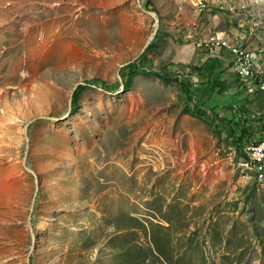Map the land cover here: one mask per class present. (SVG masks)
Segmentation results:
<instances>
[{"label":"rangeland","instance_id":"obj_1","mask_svg":"<svg viewBox=\"0 0 264 264\" xmlns=\"http://www.w3.org/2000/svg\"><path fill=\"white\" fill-rule=\"evenodd\" d=\"M197 2L0 0V264H264V180L233 173L216 105L237 93L257 111L259 98L234 78L209 101L186 68L201 52L171 21ZM145 9L160 25L144 49L157 26ZM179 72L200 115L183 111L195 101Z\"/></svg>","mask_w":264,"mask_h":264},{"label":"crops","instance_id":"obj_2","mask_svg":"<svg viewBox=\"0 0 264 264\" xmlns=\"http://www.w3.org/2000/svg\"><path fill=\"white\" fill-rule=\"evenodd\" d=\"M203 1L207 2V9L201 11L198 14L194 10L195 14L187 13L171 21V24L174 28L173 32H175L174 34L182 33L184 35V38H187L194 45L196 41L200 39H205L212 34H216L218 37L227 39L232 43H242L247 48L255 51V53L259 49L264 50L263 49L264 46L261 47V42L259 41L257 34V29L262 27V25L258 24V26L256 25L257 27H254L256 21L261 23L260 16H262L263 14L259 12L264 8V0H251V1L250 0H229V1L203 0ZM225 2L227 3L226 5L223 6L222 4ZM247 6L249 9L245 10ZM220 8L226 11L227 19L225 16L222 15ZM240 8H242V10ZM236 10L238 11L237 13H241V15H243V13L245 14L249 13L251 20L249 19V22L245 23L242 20L237 22L228 19L229 13L231 14V16L232 14L234 15L237 14L235 12ZM195 21L198 22V31L194 32L192 30V24ZM179 22L181 23V25H179ZM178 29H180L181 31H179ZM186 45L188 46V44ZM198 50L201 52V54L199 55L202 56L200 62L197 63L198 66L201 65L208 58H218L221 61L220 70L221 71L225 70V74L223 75V77H221V80L225 81L224 84L225 89L223 90V93L228 91V89L231 88L229 80L234 78L235 80L237 79L232 65L233 57L231 53L226 49H222V48L214 49L211 51L202 48H198ZM261 63L264 64L263 59L260 60L257 57V63H256L257 75L259 76L260 79H264V68L261 69ZM237 82L239 84V87H237L238 91L242 92V90H244L249 92L245 84L249 85L252 83V81H247L243 84L240 81ZM227 98L230 99L229 101L230 103L227 102L226 104H222V102L227 100L226 99L223 101L222 98L219 101H216L217 102L216 105L218 104L220 105L219 107L221 113L219 115L224 116L225 121L230 120L231 116L233 117V113L230 111L231 112L230 114L228 110L230 108L228 106L229 105L233 106V109L231 110H234L236 109L237 105L239 106L242 104V101L240 100L237 93H234L233 95H230Z\"/></svg>","mask_w":264,"mask_h":264},{"label":"trees","instance_id":"obj_3","mask_svg":"<svg viewBox=\"0 0 264 264\" xmlns=\"http://www.w3.org/2000/svg\"><path fill=\"white\" fill-rule=\"evenodd\" d=\"M146 6H148L146 4ZM137 62L135 63H130L124 68L121 69L120 75L122 80L124 81V85L126 88H129L132 86V79L134 75L139 71L137 70ZM221 61L218 58H208L206 61H204L201 65L199 66H187L186 68L195 71L197 76L200 77L203 81H207L205 83L207 85L206 91H209V97L207 100H212L213 96L216 92L218 93H223L224 84L225 81L221 80V77L225 74V70L221 71L220 70V65ZM162 75L166 74L167 71L165 69L160 71ZM180 74V72L178 73ZM181 75V86L182 89L186 92L187 94V102H194L197 100L194 97H191V87L188 83L183 80V76ZM95 84L103 83L102 81H93ZM93 82H88L89 84ZM201 85H199V89ZM85 88V85H79L78 89L75 90L74 95H73V102L71 105V111L74 112L76 110V104H77V98L79 97V91L81 89ZM104 88L106 91L110 90V87L105 86ZM216 91V92H215ZM257 94V97L259 98V101L257 102L258 106L261 107L260 109H257V112L260 113V117L256 118L255 116L257 115L256 112H253L252 110L245 108L242 105H237L236 109H233V106L229 105L228 107L230 108L229 110L232 111L233 113V118L228 121V129H229V136L227 137V140L230 141V143L234 146L237 147L238 150H242L247 141H251L252 139L255 138L257 133L261 130H264V96H262L260 93H255ZM194 107L190 108L188 106H185L183 111L184 113H187L191 116H197L198 114L200 115L201 109L199 108V105H197L196 101L194 102ZM262 104V105H261ZM257 106V107H258ZM213 112L216 114L215 109L213 107ZM237 118V119H236ZM222 119H225L224 116H222Z\"/></svg>","mask_w":264,"mask_h":264},{"label":"built area","instance_id":"obj_4","mask_svg":"<svg viewBox=\"0 0 264 264\" xmlns=\"http://www.w3.org/2000/svg\"><path fill=\"white\" fill-rule=\"evenodd\" d=\"M205 9H207V2L203 0H199L194 8L197 14ZM192 30L194 32L198 31V23L196 21L192 24ZM195 44L198 48L206 50L221 48L228 50L233 56L234 69L240 80H251L250 87L253 90L260 91L264 95V79H258L256 55L251 49L242 43H232L227 39L220 38L216 34H212L205 39H200ZM223 149L224 147L219 148L217 154L223 152ZM226 152L228 154V151ZM236 153L232 149L229 158L227 156L228 159H232L233 161L235 174H238L246 182L264 179V139L258 143H248L241 155H237Z\"/></svg>","mask_w":264,"mask_h":264},{"label":"water","instance_id":"obj_5","mask_svg":"<svg viewBox=\"0 0 264 264\" xmlns=\"http://www.w3.org/2000/svg\"><path fill=\"white\" fill-rule=\"evenodd\" d=\"M145 10L148 11L150 14H152V15L156 18L157 26H156L155 31L152 33L151 37L149 38V40H148L147 43L145 44L144 49L148 46L149 41H150V40L152 39V37L155 35V33H156V31H157V29L159 28V25H160V17L158 16L157 12H156L155 10H152V9H145ZM144 49H143V50H144ZM119 78H120V80L122 81V79H121V75H120V74H119ZM122 83H123V81H122ZM77 88H78V85L74 88V90H73V92H72V95H71V103L73 102V95H74V92H75V90H76ZM70 110H71V107H70ZM70 110H69V111H70ZM69 111H68V112H69ZM28 127H29V124H27V126L25 127V133H26L27 141H28V139H29L28 132H27V131H28ZM25 159H26V158H24L25 169L27 170L28 173H30V174H32V175L34 176V178H35V182H36V189H35V195H34V198H35V199H33V200H34V203H35V201H36V197L38 196V193H39V190H40L39 185H38V179H37L35 173H34L32 170H30V168L26 165ZM34 203H33V206H32V211H33V208H34ZM30 221H31V218H30ZM30 224H31V222H30ZM31 230H33V229H32V224H31ZM33 249H34V246H33Z\"/></svg>","mask_w":264,"mask_h":264},{"label":"clouds","instance_id":"obj_6","mask_svg":"<svg viewBox=\"0 0 264 264\" xmlns=\"http://www.w3.org/2000/svg\"><path fill=\"white\" fill-rule=\"evenodd\" d=\"M195 47L198 49V47L196 46V44H195ZM202 49H203V48H202ZM205 50H206V49H205ZM208 51H211V50H208ZM227 51H228V50H227ZM252 51H253V50H252ZM253 52H254V51H253ZM231 55H232V54H231ZM232 57H233V56H232ZM256 63H257V57H256ZM128 64H129V63H128ZM128 64H127V65H128ZM127 65H126V66H127ZM232 65H233V68H234V63H233V61H232ZM234 73H235V75H236L238 81H240L242 84L245 83V82H247V81H241V80H240V78L238 77V75H237L235 69H234ZM178 75L180 76V79H181V75H180V74H178ZM178 75H177V76H178ZM258 79H260L259 76H258ZM249 81H251V80H249ZM250 85H251V84H249V85H248V84H245V86H246V88H247L248 91H250V92H254V93H260L262 96H264L263 93H261L260 91L253 90V89L250 87ZM253 112H256V113H257V115L255 116L256 118L260 117V113H261V112H257V111H253ZM260 131H261V130H260ZM262 139H264V137L261 138V140L259 139L258 141H257V140H253V139H252L251 141H247L245 144H243L244 146H242V147H243L242 150H238L237 147L234 146V145H231V146H232V149H234V150L237 152V153H236L237 155H241L242 152L244 151V148L247 146L248 143H251V142H257V143H258V142L262 141ZM233 173H234V171H233ZM234 174H235V173H234ZM263 180H264V179H263ZM253 181H259V180H257V179H256V180H252V181H250V182H248V183H251V182H253Z\"/></svg>","mask_w":264,"mask_h":264}]
</instances>
